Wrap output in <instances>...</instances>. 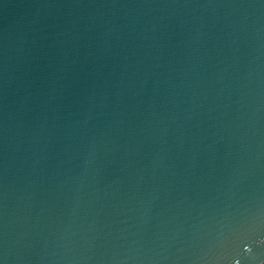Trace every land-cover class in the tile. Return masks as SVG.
Here are the masks:
<instances>
[{
    "label": "water",
    "instance_id": "95a60500",
    "mask_svg": "<svg viewBox=\"0 0 264 264\" xmlns=\"http://www.w3.org/2000/svg\"><path fill=\"white\" fill-rule=\"evenodd\" d=\"M0 264H264V0H0Z\"/></svg>",
    "mask_w": 264,
    "mask_h": 264
}]
</instances>
